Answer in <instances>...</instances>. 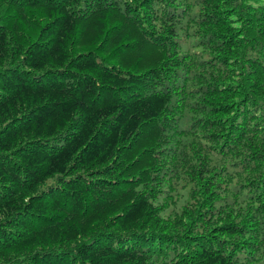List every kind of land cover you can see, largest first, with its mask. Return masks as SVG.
<instances>
[{
  "label": "trees",
  "instance_id": "1",
  "mask_svg": "<svg viewBox=\"0 0 264 264\" xmlns=\"http://www.w3.org/2000/svg\"><path fill=\"white\" fill-rule=\"evenodd\" d=\"M0 264H264V0H0Z\"/></svg>",
  "mask_w": 264,
  "mask_h": 264
}]
</instances>
